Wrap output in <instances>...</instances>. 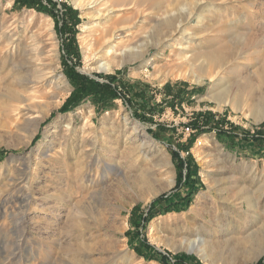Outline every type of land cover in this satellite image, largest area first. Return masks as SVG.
Masks as SVG:
<instances>
[{
    "label": "rangeland",
    "instance_id": "obj_1",
    "mask_svg": "<svg viewBox=\"0 0 264 264\" xmlns=\"http://www.w3.org/2000/svg\"><path fill=\"white\" fill-rule=\"evenodd\" d=\"M13 1L0 0V264H161L134 252L135 230L134 243L168 264H206L204 247L213 264H264V0H203V24L194 12L180 30L176 22L196 0H103L93 8L41 0L54 17ZM68 7L79 19V59L66 53ZM107 42L138 48L139 57L98 70L105 52L85 56L82 47ZM182 56L196 66L210 58L211 70L194 71L212 80L177 76L190 75L187 67L169 75ZM67 66L115 88V107L97 112L86 101L60 113L72 90ZM126 88L143 89L148 109L128 100ZM191 133L201 187L184 209L143 225L154 200L183 191L185 171L179 177L171 152L185 158L178 145ZM246 135L262 137L263 154Z\"/></svg>",
    "mask_w": 264,
    "mask_h": 264
},
{
    "label": "trees",
    "instance_id": "obj_2",
    "mask_svg": "<svg viewBox=\"0 0 264 264\" xmlns=\"http://www.w3.org/2000/svg\"><path fill=\"white\" fill-rule=\"evenodd\" d=\"M22 7L34 9L37 12L44 13L46 15H49L50 17H54L53 10L47 5L43 4L41 0L13 1V8ZM64 11L67 12V14L63 16V24L61 28L64 33H68L69 35L68 44H66V53L68 56H73L74 58L79 59L78 52L74 43L76 34L75 26L79 23V19L76 17L77 12L73 11L69 7L64 8ZM68 22L70 23L69 25L67 24ZM65 75L68 81L70 82V85L72 86V90L68 98L60 107V113L70 112L76 109L77 107L81 106L86 101L91 103L95 107L97 112H104L113 109L115 107V101L121 98V94L115 88H112L108 83H101L95 79H91L83 74L74 71L68 66L65 68ZM106 79L110 83L114 82V78L111 76L106 77ZM118 86H120V84H118ZM126 89L127 90H124V92L126 93V96H128V100H132L133 102L135 100L137 103L140 104V106H143L145 110L148 109L146 105H148L149 102H146V100L148 99L144 95L143 89H140V91L136 92H134L133 88ZM198 92H200V89L196 88L190 93L192 96L194 94H197ZM176 96H182V94H176ZM201 119L203 125L205 124L209 126L210 123H213V120H209V118L206 116H201ZM192 126L194 129L198 128L196 122L192 123ZM216 134L219 138H230V142L238 139L236 135L232 136L233 134L224 132L222 130H217ZM197 135L198 134L196 133H191L190 136L187 138L186 142L178 145V150H182L184 153H186L185 158H182L176 151L171 152L172 158L175 161L179 171V177H181L182 170L185 171V182L184 187L182 189L183 191H181L178 198L174 200H170L167 197H159L158 199L154 200L150 204V207L146 212V216L143 218V225H146L147 222H149L153 217L157 215H162L169 212H176L184 209L191 203L193 196L201 187L197 174V166L192 155L190 154V149ZM241 140L247 141V144L250 143L252 144V146L255 144L256 146H258L257 150L261 151L259 153L263 154V150H261L260 147L261 143L263 142L261 136L255 137V135H246ZM133 212L134 214H137L138 210L134 209ZM128 237L132 249L139 257L146 258L148 260H154L161 264H168L166 261L160 259L154 253H152V251L148 247L142 246L140 243H134V241L137 239V230H135L134 233H129ZM180 258L184 260H191L185 255H182Z\"/></svg>",
    "mask_w": 264,
    "mask_h": 264
},
{
    "label": "bare ground",
    "instance_id": "obj_3",
    "mask_svg": "<svg viewBox=\"0 0 264 264\" xmlns=\"http://www.w3.org/2000/svg\"><path fill=\"white\" fill-rule=\"evenodd\" d=\"M101 1H103V0H92L91 2H89V4H87L86 3V5H85V3L83 2V0H74L73 2L77 5V6H84V7H90V8H93L94 6H96L97 4H99ZM107 1V3L109 2L108 0H106ZM105 1V2H106ZM193 1V0H192ZM203 3H204V1L203 0H196L195 1V3H194V5H191V7H189V5H190V3H189V5H188V9H184V11L186 12L185 13V17L184 18H182V19H178V21L176 22V25H175V29H179L182 25H183V22L184 21H188L190 18H192L193 16H194V12H199V14H200V12H202V10H204V8H203ZM186 8V7H185ZM206 11V10H205ZM209 11V14L211 15V13H210V10H208ZM208 11H206V12H208ZM183 12V11H182ZM208 14V15H209ZM207 16V15H206ZM205 16V17H206ZM212 16H213V14H212ZM248 18V17H247ZM198 24H203V22H204V20L205 19H203L202 18V16H201V14L198 16ZM249 19H250V26L251 25H254L255 23H256V20L254 19V18H250L249 17ZM167 23H170L171 21H173V19L170 17H168V18H166V20H165ZM116 24V23H115ZM171 25V24H170ZM116 26H118V25H116ZM111 27H109V29H110ZM120 28V27H119ZM108 29V28H107ZM174 30V29H173ZM180 30V29H179ZM112 31H114V30H112ZM105 32H106V30H105ZM105 32H103V35H104V33ZM109 34H111L110 32H108ZM107 34V33H106ZM105 34V35H106ZM173 34V33H172ZM108 35V34H107ZM101 36V35H100ZM109 36H111V35H109ZM119 36H120V34H119ZM118 36V37H119ZM124 36V35H123ZM243 36V35H242ZM102 37V36H101ZM100 37V39L102 40V38ZM107 37V36H106ZM112 37V36H111ZM116 38H117V36H115ZM126 37V36H125ZM109 38V37H108ZM107 38V39H108ZM114 38V37H113ZM112 38V40H114ZM239 38V37H238ZM241 38V37H240ZM99 39V40H100ZM106 39V40H107ZM124 39V38H123ZM242 39V38H241ZM105 40V41H106ZM84 41V40H83ZM97 41V40H96ZM103 41V40H102ZM105 41L104 42H102V43H105ZM111 41V40H110ZM97 42H99V41H97ZM102 43H98V45H96V46H92V45H90L89 43L88 44H85V45H83V47H82V52H83V54H85V56L86 55H89V56H92V57H94L95 55H96V53H98V52H101V51H103V53L105 52V54H106V57H108L107 58V60H104V61H102L101 63H100V65L99 66H97V69L98 70H102V71H105V72H110L113 68H117V67H119V66H121L122 64H123V61H124V58L127 56V57H134V58H137V57H139V55L137 54V50H138V48H136V49H128V48H125V49H118V51L116 50V47L117 46H113V45H110L109 44V42H107L105 45L104 44H102ZM141 47V46H140ZM179 51L181 52V53H183L184 51V49H183V47H181V46H179ZM204 56H201V58H203ZM192 59H195L194 57H188V56H186V57H183L182 56V61L180 62V63H175V64H172V65H170V72H169V75H171V74H174V72L175 71H177V70H175V69H179V67H187V68H189V71H190V75L188 74L187 76L186 75H184V74H182L181 72V74H179V72H178V75L177 76H181V77H183V78H185V77H190V78H192V74H194V75H196L197 76V78L198 79H196V77H194L197 81H198V83L199 82H201V80H203L204 78H206L207 80H212V78L210 77V76H203V75H201L200 73H196L195 71H194V69H197L198 71H200V69H203V68H206L207 70H211V68L214 66L213 65V63L214 62H212L211 61V59L210 58H206V60L203 58V60H200V64L201 65H198V66H196V62L193 64L192 63ZM200 58H198V60H199ZM167 67H169L168 65H167ZM188 71V72H189ZM176 75V74H175ZM194 79V80H195ZM196 82V81H195ZM222 97L219 95L218 96V94H216V95H214V96H211V99L212 100H214V101H216L217 102V104H218V106H220V103L222 102V99H221ZM29 107H31V105L29 106L28 105V103H27V108L29 109ZM28 109H26V112H30V111H28ZM30 110H31V108H30ZM28 122V121H27ZM201 243V246H202V244H204V242L203 241H201L200 242ZM205 245V244H204ZM198 246V245H197ZM186 248L189 250V251H192V250H195L194 248H195V245H194V242H188L187 243V245H186ZM200 253H201V258H202V260L204 261V263H206V264H213V262L209 259L210 257H208L207 256V253H206V248L204 247V248H200L199 250H198Z\"/></svg>",
    "mask_w": 264,
    "mask_h": 264
}]
</instances>
